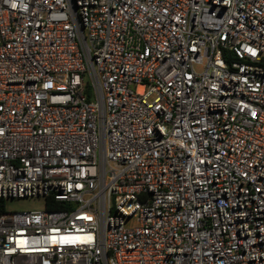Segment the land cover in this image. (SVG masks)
<instances>
[{"label": "built area", "instance_id": "built-area-1", "mask_svg": "<svg viewBox=\"0 0 264 264\" xmlns=\"http://www.w3.org/2000/svg\"><path fill=\"white\" fill-rule=\"evenodd\" d=\"M25 197L0 264H264V0H0Z\"/></svg>", "mask_w": 264, "mask_h": 264}, {"label": "rangeland", "instance_id": "rangeland-1", "mask_svg": "<svg viewBox=\"0 0 264 264\" xmlns=\"http://www.w3.org/2000/svg\"><path fill=\"white\" fill-rule=\"evenodd\" d=\"M45 206V199L39 197L8 198L6 199L7 211L37 210Z\"/></svg>", "mask_w": 264, "mask_h": 264}, {"label": "trees", "instance_id": "trees-1", "mask_svg": "<svg viewBox=\"0 0 264 264\" xmlns=\"http://www.w3.org/2000/svg\"><path fill=\"white\" fill-rule=\"evenodd\" d=\"M53 206H49L52 209ZM6 211V199L0 198V212Z\"/></svg>", "mask_w": 264, "mask_h": 264}]
</instances>
